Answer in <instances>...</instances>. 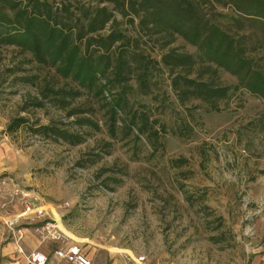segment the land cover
<instances>
[{"label":"rangeland","instance_id":"1","mask_svg":"<svg viewBox=\"0 0 264 264\" xmlns=\"http://www.w3.org/2000/svg\"><path fill=\"white\" fill-rule=\"evenodd\" d=\"M174 45L196 52L181 40ZM147 50L159 59L156 47ZM49 71L29 53L0 44L2 242L9 240L6 220L29 204L42 207L97 264H123L127 254H144L145 264H264L262 99L238 88L219 110L196 99L179 104L168 71L160 69L151 94H140L131 80L128 96L133 109L156 119V137H111L93 98L78 104L95 109L99 128L78 126L50 102L33 105ZM218 75L236 84L228 72ZM19 117L24 122L9 132ZM43 125L83 140L46 136L38 130ZM39 241L52 253L53 243Z\"/></svg>","mask_w":264,"mask_h":264},{"label":"trees","instance_id":"2","mask_svg":"<svg viewBox=\"0 0 264 264\" xmlns=\"http://www.w3.org/2000/svg\"><path fill=\"white\" fill-rule=\"evenodd\" d=\"M177 40L196 52L175 46ZM0 44L29 53L50 70L34 106L50 102L78 126L99 128L91 118L95 109L78 104L93 98L111 137L134 131L156 137V119L133 109L128 96L131 80L140 94H151L160 69L168 71L179 104L196 99L219 110L238 88L264 102V0H0ZM155 47L159 59L147 50ZM219 69L236 84L221 81ZM259 121L264 126V109ZM23 122L15 119L8 131ZM39 128L72 144L83 140L64 127Z\"/></svg>","mask_w":264,"mask_h":264},{"label":"built area","instance_id":"3","mask_svg":"<svg viewBox=\"0 0 264 264\" xmlns=\"http://www.w3.org/2000/svg\"><path fill=\"white\" fill-rule=\"evenodd\" d=\"M20 221L30 225L41 241L53 243L54 247L52 258L35 249L29 254H23V262L15 261L14 264H97L57 224L46 217V211L42 207L27 204L21 212L6 220V225L12 237L15 235V239L22 237ZM18 251L22 253L20 248ZM127 259L129 264H142L146 261V256L138 254L134 257L127 256Z\"/></svg>","mask_w":264,"mask_h":264},{"label":"crops","instance_id":"4","mask_svg":"<svg viewBox=\"0 0 264 264\" xmlns=\"http://www.w3.org/2000/svg\"><path fill=\"white\" fill-rule=\"evenodd\" d=\"M20 230L22 233V237L20 239H15V235L12 237L10 230L8 229L7 238H9V240L5 242L1 241L3 237L2 234L0 233V264H14L15 261L23 262L24 261L23 254H29L35 249H38L46 253L47 255H49L50 258H52V253H49L47 245H41L39 243L40 242L39 237L33 231L32 227H31V231H29L28 228H21ZM18 248L21 249L22 253L18 251ZM81 249L87 256H89L88 253L84 251L83 248ZM136 255L133 254L125 255L126 261L123 262V264H129L128 263L129 260L127 259V256L134 257ZM145 262H143L142 264H145Z\"/></svg>","mask_w":264,"mask_h":264},{"label":"bare ground","instance_id":"5","mask_svg":"<svg viewBox=\"0 0 264 264\" xmlns=\"http://www.w3.org/2000/svg\"><path fill=\"white\" fill-rule=\"evenodd\" d=\"M63 229V228H62Z\"/></svg>","mask_w":264,"mask_h":264}]
</instances>
